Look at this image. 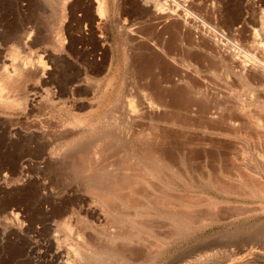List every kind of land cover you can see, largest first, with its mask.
Segmentation results:
<instances>
[{"label":"rangeland","instance_id":"obj_1","mask_svg":"<svg viewBox=\"0 0 264 264\" xmlns=\"http://www.w3.org/2000/svg\"><path fill=\"white\" fill-rule=\"evenodd\" d=\"M61 1L62 5L58 3ZM61 1L0 0V85L5 79L4 81L8 86L7 88L10 89L8 94L10 97L8 96V99L0 100V264H65L68 260V263L71 262L69 264H264V251L261 249L264 247V212L259 209L264 204V196L261 195L257 198L250 199L252 197L249 198L246 192V189H252V185H249L253 183L251 182L253 181V175L251 174L253 172H251V169L254 168L253 170L259 171L261 165L264 163V158H262L264 157V126L263 128H259L260 131H257L260 125L258 124L259 126L257 127V123L254 122L253 125L250 124L252 122V117H254L253 121L254 119L256 120V116L259 118L255 122H259L261 116V118H264V101L261 100L264 99V87L261 86L263 84L261 83L262 80L259 79L258 76L256 77V75L255 77L257 79H255L253 74H250V76H252L254 82L251 81L252 79L250 76L242 80V78H234L232 75H227V72L229 74L232 72L231 68H229L231 67V63L228 61L221 65V62L215 58V53L211 51L212 48L207 42L201 41V43L197 45V41L195 40H197L196 37L198 35L197 30L199 24L195 22L196 20L191 17V15L188 17L187 13L182 10H180V13L183 12L182 14H184V16L182 14L180 15V13L179 15L184 20L172 18L174 22L171 18L170 20L167 18V21L164 17L163 19L162 17H157L159 21L161 19V24L163 21L165 22H163V25L174 22L173 26L171 23L168 25L169 27L167 26L166 29H164L163 27L165 26L163 25L161 27L160 25H158L159 27L157 28L155 27L156 24H160L157 22L158 19L155 15L152 16L149 13L146 15L143 11L145 10L143 9L144 7L138 2L139 0H135L136 2L134 0H107L108 20L106 21L104 19V21L99 19L100 17L95 10V8H97V2L94 3V1L96 0ZM181 2L183 5H189L188 8L190 9L188 11L192 13L196 12L199 14L198 17L200 19L202 18V21H206V27L204 26L206 29L208 26H216L220 29L222 27L221 30L223 31L227 29L225 31L227 32L229 28H231L232 34L230 35L232 37L230 36V39L234 37L235 39L233 38L232 41L239 45L240 48L246 46V49H250V46L252 49L246 52L248 54H245V51L242 50L244 47L241 48L243 51L241 54L246 55H241L242 57L247 58V55L250 53L249 56L255 55V57L258 56L264 61V0H194L195 3L193 0H180L178 3ZM192 5L193 7H190ZM117 6L121 9L118 10ZM88 7L90 9H88ZM91 7L93 8L92 10ZM135 8H137V10ZM188 8L186 7V9ZM88 10L93 11L95 15L97 13L98 17ZM88 12L89 14L91 12V14L89 15ZM137 15L140 17L139 19H137ZM148 15L149 19L147 20L149 22L145 20L148 18ZM143 16H145V18ZM151 16L157 19H155L156 22H154L155 20ZM185 16L187 17L185 18ZM214 16L215 19L213 18ZM220 16L224 18L222 22L220 21ZM216 17H218L219 20L216 19ZM151 18L154 21L151 20ZM185 19L188 23L194 22L185 28V26H183L185 25ZM190 19L191 22H189ZM178 20L182 21L183 25H181V22L179 24V22H177ZM145 21L148 24L154 22L152 25H154L155 28L153 29L151 24H149L150 26L147 25ZM103 22L105 23L102 24ZM227 22L231 24L229 27L225 26ZM98 23H100V25ZM215 23H218V25H215ZM235 23L237 24L235 25ZM238 23L240 24L238 25ZM141 25L146 26L143 27ZM190 25L193 31H196L195 35L191 33L192 29H190ZM139 26H141L140 29ZM178 26L182 29H179ZM239 26L242 28H237ZM132 27H134L133 31ZM175 27L178 28L176 29ZM201 27L200 25L199 29ZM136 28H138V33ZM169 28L171 29L169 30ZM223 28L226 29L224 30ZM156 29L158 31H156ZM159 29H163L164 31H160ZM178 29L181 31H178ZM124 30H127V32ZM130 30L131 32H129ZM140 30L145 33L142 32L146 35V39L142 33H139ZM166 30L167 33L168 31L169 33L172 31L173 35L172 33H168V35L171 36L168 37L166 35ZM233 30H235L234 34L232 32ZM153 31L158 33V37ZM125 32L128 33L127 35H129L130 38H128ZM160 32L162 34L164 33L165 35H163L166 37H161L163 35H161ZM235 32L237 34H235ZM29 34L32 35L27 37ZM131 34L134 35H132V39L134 38V40L136 39L135 35L139 34V37L136 36L137 39L140 41L143 40L145 43H140L137 39L138 42L129 40L131 39ZM186 34H192L191 36L194 35L195 38L192 37V39H190L191 36L187 38ZM179 35H181V37ZM151 37L152 39L149 40ZM159 37L165 41H161L160 39L159 41L155 40ZM172 37V41H169ZM184 37L186 40H190L186 41ZM166 38L169 42L166 41ZM179 38L182 39V43ZM154 40L156 41L155 43ZM191 40H193V42L189 45ZM236 40H239L238 43ZM158 42L160 44L161 42L165 43L159 45L157 44ZM253 42H255V49L253 48ZM261 43L263 44L261 45ZM153 44L157 47L163 46L164 48L161 47L162 49H167L164 50L165 52L160 50L161 56L160 54L157 55L158 53L156 54L155 50L158 51L159 48H155L156 46ZM256 44L263 49H258ZM148 45L150 48L147 47ZM164 45H166V47ZM184 46H186V48H183ZM192 46H194V48L198 47L194 49ZM153 48L155 50H153ZM190 48H192L193 51H185V49ZM152 51H155V53ZM171 51L173 53H171ZM253 51L256 52V54ZM252 52L254 53L253 55H251ZM164 53H168L170 56L165 57L168 54ZM163 54L165 55V59L167 58L166 60L170 57V59L176 63L173 64L170 60L166 61ZM176 54L178 55L177 58ZM171 56L172 58L174 57L173 59H176L173 60ZM180 57L182 60L184 59V63L187 58L189 60H186V63L189 65L190 62L193 61L197 62L199 65L193 62V69H186V63L184 64L182 61H177ZM180 62H182V64ZM177 63L180 67L185 65L184 68H186H174L177 70L176 77H174L175 70L173 67L175 65L178 67ZM212 63L214 64L210 65ZM216 64L221 66H216ZM194 66L197 67V77H202L197 79V81L201 79L203 81L205 76L208 75V79L206 77L203 84L200 81L199 83L194 80L197 78L196 73L193 71ZM222 66H224V68ZM15 67H23L22 75L25 71L28 73L25 72V76L21 75L19 76L20 78L17 76L18 74L14 75L11 77L14 81L6 80V73L9 72V74L11 73L13 75ZM211 67H213V69H219V67H221V71L210 70ZM180 70H189L190 72L187 71L189 75L185 73V71ZM213 71L216 72V75L212 73ZM191 72L195 75L194 81L192 80L193 83L197 84V86L200 84L199 87L203 85L201 88L191 83V79L193 78L191 77ZM219 73H223L224 75L221 74L220 77H224L220 78ZM27 74L29 76H27ZM186 74L187 76H185ZM210 74L215 76L213 77L214 79H210ZM177 75H183L184 78L181 76L180 79H178L179 76ZM226 75L232 76L231 79H235V83L233 84L234 81L231 80L230 77H226ZM173 77L175 79L177 78L178 81L176 80V82ZM189 77H191V79ZM223 78H227L225 79L226 81H228V79L231 81L229 80L230 82L228 81V83ZM182 79L185 80L182 81ZM187 79L190 81L188 82ZM209 79L211 83L208 81ZM254 79L257 82H255ZM258 79L261 81L259 82ZM212 80H214V82ZM220 80L223 82L222 86L220 85ZM195 81L197 83H195ZM16 82L17 84H15ZM187 82L190 84L189 88L187 87L189 86ZM205 82L206 84L204 85ZM238 82H241L240 85L242 86L239 87ZM251 82L253 85H256V87L250 84ZM226 83H228V86L225 85ZM242 83L245 84L243 85ZM254 83H258L259 86ZM192 84L193 86L191 87ZM207 84L209 88L213 86L210 90L220 88L218 91H225L224 95L226 94V96L228 95L230 97L231 93H233L236 95L237 99L239 97L238 100L240 101L239 102L235 98L238 103L237 101L235 102L232 94L231 97L233 101L227 96L226 100L228 99L231 102L226 101L227 104H222L220 101L210 96L212 101H218L217 103L215 101V104H221V111L223 108L225 109V106L228 107V109L230 108L229 110L226 109L227 112H225V110L222 111V114L223 112L226 113V115L225 113L223 114L226 116L225 120H223L224 117H222V120L219 119L220 122L215 121L217 124L215 122H211V124H216L215 127L217 128L221 121L224 122L227 120V114L229 121L227 120L226 122H231L230 124H232L234 122L232 121L233 118H235V116L237 118L239 115L241 117L243 112V115L247 113L245 116L251 121L247 122L249 119H246L245 116H243L244 119L243 117L242 119L238 117L241 121L238 118L237 120L235 119L236 123H240V125L238 124L242 128L239 127L240 130L237 125V127L235 126L236 130H234L235 127H232L233 124H229L228 126L234 129L228 127L231 135L226 138V140H222L227 142H224L225 144L220 142L221 140L219 141V139L217 141L220 143L215 140L216 143L213 139L215 135L212 134L211 131H206L204 129L206 125L209 128H212V125L214 126V124H210L209 120L205 123V120H207V113H203L205 110L202 109L203 107L207 111V105L209 110L210 107H214H209V105H214V103H212L209 96H201L200 99L203 97L202 102L199 101L201 92L204 91L205 88H208L206 86ZM230 84L233 85L230 86ZM243 86H245V88ZM237 87L243 90L246 89L245 92L247 91L249 95L241 89L237 91ZM149 88L154 93L148 90ZM190 88L195 92L197 89L200 90L199 92L197 90V94H195L188 90ZM260 88L263 89H261L263 93L259 91ZM142 89L145 90L143 91ZM139 90L143 92H138ZM235 90L238 93L242 92V94L245 93L248 96L252 95L251 92L253 94L256 92L255 95L257 93L259 94L256 97L252 95L253 99L251 100L250 97L249 99L251 102L249 103L247 102L249 101L248 98H246L247 95H244V97L240 93L237 94ZM148 92H152V95L148 94ZM153 94L155 95L153 96ZM135 95L144 98L145 95L146 97H153L155 102V98L157 97L158 99H156L158 101L166 103L162 104L156 102L158 105L159 103L162 105H160V107L158 106L159 110L160 108L162 109L160 110V115L158 113L159 111L155 113L152 109L155 115L154 117V115H151L152 112H150L151 109L149 106H147L148 108L145 106L149 101L144 99L148 101L145 102L139 97V99L143 101L138 103L140 100L138 101ZM206 97L208 100L207 102ZM257 97L261 98V102L255 100L258 99ZM127 100L128 104L126 103ZM253 100L260 103L257 102L258 104H255L256 102ZM233 102H235V105L232 104ZM141 103H143V107ZM199 103H201V105ZM244 104H246V106ZM197 105H199L200 108L197 107ZM227 105H233L232 108L234 110ZM236 105L239 106V108H234ZM241 106L244 107L243 110L240 109ZM196 107L199 108V110H197ZM250 107L257 110L255 112V110L252 109L254 111V113L252 111V114L256 113L257 115H252L250 113ZM137 108L140 110L139 112ZM141 108L143 110H141ZM163 108L165 110H163ZM194 109H196L197 113ZM132 110L136 113L134 114ZM236 110L240 113L243 112L240 114ZM234 111L237 112L238 116ZM131 113L134 115H131ZM260 113L261 115L259 117ZM144 114L149 116V118L146 115V118L143 117ZM248 114H251L252 117H249L250 115ZM128 116H132V118ZM199 118H205V120L203 121ZM243 120H245L247 124L245 121L243 122ZM261 123L263 124L264 120ZM221 124L224 127L227 125L225 122ZM254 124L256 127H254ZM197 126H200L199 129ZM218 129L221 128L218 127ZM230 129L232 131L234 130L237 136L236 133H233ZM237 129L238 131L242 130L241 132L244 130L247 132L248 129V133L250 129H252L255 132L257 131V134L254 132L252 135L253 131L249 134L245 132H243V134L239 132V134ZM258 133L263 135V138L261 135H258ZM144 138L146 140H144ZM215 138H217V136ZM230 139L233 141L231 142ZM134 140L135 142H133ZM154 140L157 142L155 143ZM210 141L219 145L214 148L216 149L215 151L213 149L211 152H208V150L212 148L211 144L213 143ZM207 145H210L209 149H207ZM222 146L223 148H221ZM217 150L218 153L216 152ZM94 151L95 153L98 152V155L97 153L95 154ZM213 153H216V155H213ZM93 154L98 157H95ZM155 154L156 156L161 155L160 158L164 157L174 164V168L168 171L165 170L164 172L165 176L163 177H168L167 179L161 177L156 180L161 182H158L159 184L157 182L155 184V179L149 175L151 173V168L149 167L150 160L152 157H155ZM141 157L144 159L147 158L145 159L146 161L142 160ZM139 158H141V160H139ZM136 159H138V161ZM224 160L225 162L228 161L225 163ZM135 161L139 164L137 165ZM143 161L147 163H143ZM213 161L219 165H217L218 169H223V174L220 178L221 181L224 183L227 182V186H230V192L233 191L234 193L232 192L229 195L228 193H217L212 189L211 184L207 183L209 181L208 171H210V165L213 164ZM140 166H143L144 169L149 170V172L141 170L142 168H140ZM137 169H140V171ZM242 169H244L248 175L250 173L252 176L246 175ZM111 170L112 172H110ZM134 171L135 175H137L135 177L132 176L134 175ZM227 171L229 173H227ZM165 173L170 177L168 175L166 177ZM127 174L131 175L132 178L131 176L129 178ZM140 175L142 180L140 179ZM171 175H175L174 178ZM98 176L101 178L99 179ZM113 176H118V178H114ZM238 176H241L243 182L246 183L245 185L242 182L244 186L241 188L242 190L240 189L241 195H237L239 194V189L237 187L240 188L241 186L237 180ZM136 177H139V180H137ZM146 177H150L151 180ZM108 178H112L113 180L109 181V179V184H107ZM134 178L139 183H143L142 185L139 184L141 187L140 190L139 187H134L135 183V186L138 184ZM115 179H117L119 183L122 182V184L123 182L124 184L126 183L125 180H129V182L130 179L134 180L131 181L133 184H130L131 182L129 183L128 181L126 184L138 190L135 189V191L128 185L129 189L127 190H129V194L132 193L128 196V192H126L127 185H125V188L122 184H118ZM119 179L125 180L121 181ZM144 179L146 180L145 183L143 181ZM175 179L176 182L174 181ZM247 179L248 181L251 179L250 182H248ZM165 181L167 184L164 183ZM110 182L112 186L115 184V189L111 187ZM146 183H148V185ZM160 184L165 187V189L162 187L164 191L160 188ZM172 184H175L174 187ZM108 185H110L111 188H109ZM116 186H118L117 189ZM177 187L179 190L176 189ZM110 189L114 192L112 190L110 191ZM123 191H125V194L120 193H124ZM116 194L118 196H116ZM120 194L125 198L121 197L120 199ZM111 199L112 201H110ZM150 199L158 203L155 204L153 201L151 203ZM215 202H217L218 205H215ZM165 203L169 205L171 203L172 206H168ZM160 205L162 208L159 207ZM181 205L184 207L183 209ZM176 206L178 208H176ZM130 207L134 209H130ZM170 207L174 210L176 209V213H181L182 217L180 216L181 219L179 217L178 225L176 222L174 223V221H172L173 218L170 216L172 208ZM213 207L217 208L219 211L216 209L214 212L212 210ZM141 208L143 209L142 213H140L142 211ZM144 208L146 211H144ZM168 208H170L169 213ZM138 209L139 211H137ZM149 209L152 214L149 213ZM185 211L188 214L185 213ZM135 213H137V215H135ZM215 213L217 217H214ZM132 214L134 215L132 216ZM172 223H174V226H171L173 225ZM79 235H85V238H89L90 236L92 239L91 241L93 243L95 242L93 246L98 247V259L92 255L93 252L91 250L89 252L84 249L83 253L85 255L83 256V253H81L82 257L75 254L73 249H75V247L77 248V239ZM115 235L119 236V238H114ZM85 251H88V254Z\"/></svg>","mask_w":264,"mask_h":264},{"label":"bare ground","instance_id":"obj_2","mask_svg":"<svg viewBox=\"0 0 264 264\" xmlns=\"http://www.w3.org/2000/svg\"><path fill=\"white\" fill-rule=\"evenodd\" d=\"M57 1H61V0H57ZM67 1H68V0H67ZM70 1H71V0H70ZM91 1H94V0H91ZM132 1H133V0H132ZM134 1H135V0H134ZM136 1H138V0H136ZM136 1H135V2H136ZM179 1H180V0H179ZM179 1H176V0H139L138 2H139V4H140L141 6L144 7L143 9H145V10H143V9H142V10L146 13V15L149 13V14L152 15V16L155 15L156 18H157V17H158V18H161V17H162V19H163V17H164V19L166 18V20H167V18H168L169 20H170V18H171V19H172V18H174V19H175V18H177V19L180 18V20H182L183 18H181L180 15H181L183 12L180 13V10L186 12L187 15H188V17H189V15H191V17H193V18L196 20L195 22H197V23L199 24V26H200V25L202 26L200 29H199V26H198V30H197L198 35L196 34V35H197V37H196L197 40H195V41H197V45H198V43H201V41H202V42L205 41V43L207 42V44H209V46H211V48H212L211 51H213V52L215 53V54H214V53H213V54L215 55V58H216L217 60H219V62H221V65H222V63L225 64V63H227V62L229 61V62L231 63V65L229 64V65L231 66V67H229V68H231V71H232V72L230 71L231 74H229V73L227 72V75H232L234 78H242V80H243L245 77L250 76V74H251V75L253 74V76H254L255 79H257L256 77L258 76L259 79L262 80L261 83H263V84H262L261 86L264 87V61L261 60V59L257 56L258 54H257L256 56H257L259 59H258L257 57H255V55H253L254 53L256 54V52H254L255 50L253 51L254 53L252 52V54H251V55H253V56H249V55H250V53H249V55H247V56H248L247 58H246V57H242V56H246V55H242L241 53H243V51H245L244 53H245V54H248V53H246V52H248V51L251 49V47L249 46L250 49L247 48V49H248V50H247V49H246V46H243L244 48L241 47V48H243V49H242L243 51H242L241 48L239 47V45H237L236 43H234V42L232 41V39H233L234 37H233L232 39H230V36H231L230 34H232V33H231V30H230L231 28H229V31H227V32H225V31L227 30L226 28H223L224 30L226 29L225 31L221 30V29H222V27H221L222 24L220 23V21L222 22V21L224 20V18L221 17L222 15H221L220 17H221V19H222V18H223V19H222V20L220 19V21H219V23L221 24V25H220L221 29H220V28H217L216 26H215V27H214V26H212V27H211V26H208V25H210V24L207 25L208 27H207V29H206V28H205V27H206V26H205V22H206V21H202V18L200 19V18L198 17L199 14H197L196 12H195V13H192L191 11H188V10L190 9V8H188L189 5H183V4H184L183 1H182L183 4H182V2H181V3H178ZM95 2H97V8H95V10L97 11V13H98V15H99V17H100L99 19H102V20L104 19L105 21L108 20V19H107V18H108V14H107V13H108V9H107V0H96V1H94V3H95ZM188 2H190V1H188ZM193 2H194V0H193ZM58 3H61V5H62V1H61V2H58ZM68 3H69V2H68ZM68 3H67V4H68ZM116 3H117V2H116ZM116 3H115V5H116ZM194 3H195V2H194ZM118 4H119V3H118ZM132 4H133V2H132ZM185 4H186V3H185ZM190 4H192V3H190ZM90 5H91V4H90ZM133 5H134V4H133ZM193 5H194V4H193ZM193 5L190 6V7H193ZM72 6H73V5H72ZM72 6H71V7H72ZM91 6H92V5H91ZM119 6H121V5H119ZM119 6H117V7H118V8H117L118 10L121 9V8H119ZM185 6H186L188 9H186ZM213 6H214V5H213ZM89 7H90V6H89ZM89 7H88V9H90ZM134 7H135V6H134ZM137 7H138V5H137ZM139 8H141V7H139ZM176 8H177V10H176ZM92 9H93V8L91 7V10H92ZM135 9L137 10V8H135ZM91 10H88V11H91ZM139 10H140V9H139ZM140 11H141V10H140ZM212 11H213V10H212ZM91 12H93V11H91ZM91 12H90V14H91ZM189 12H190V13H189ZM97 13H96V15H95L94 12H93L92 14H94L96 17H98V16H97ZM179 13H180V15H179ZM88 14H89V12H88ZM90 14H89V15H90ZM139 14H140V12H139ZM141 14H142V13H141ZM94 15H93V16H94ZM146 15H145V16H146ZM182 15L184 16V14H182ZM145 16H143V17L145 18ZM152 16H151V17H152ZM159 16H160V17H159ZM91 17H92V16H91ZM96 17H95V19H96ZM137 17H138V18H137ZM137 17H136L137 19L140 18L138 15H137ZM141 17H142V16H141ZM146 17H147V16H146ZM186 17H187V16H185V18H186ZM200 17H201V16H200ZM224 17H225V16H224ZM152 18H153V17H152ZM152 18H151V20H153V19L155 20V19H156L155 17H154L153 19H152ZM158 18H157V19H158ZM213 18L215 19V16H214ZM141 19H143V18H141ZM141 19H140V20H141ZM147 19H149V15H148V18H146L145 20H147ZM157 19H156V20H157ZM188 19H189V18H188ZM194 19H193V20H194ZM216 19H218V17H216ZM240 19H241V18H240ZM104 20H103V21H104ZM151 20H150V21H151ZM154 20H153V21H154ZM156 20H155L154 22H156ZM166 20H165V21H166ZM180 20H178L177 22H179V24H180V22H181V23H182L181 25H183V22L180 21ZM183 20H184V19H183ZM203 20H204V19H203ZM218 20H219V19H218ZM97 21H98V19H97ZM142 21H143V20H142ZM147 21H148V20H147ZM160 21H161V19H160ZM160 21H159V19H158V21H157V22H159L160 24H156V23H155V24H156V25H155L156 28L159 27L158 25H160V27H161V26L165 23V22L162 20L164 23L162 22V24H161ZM167 21H168V20H167ZM172 21H174V20L172 19ZM214 21H215V20H214ZM234 21H235V20H234ZM241 21H242V20H241ZM241 21H240V22H241ZM137 22H139V21H137ZM140 22H141V21H140ZM148 22H149V21H148ZM154 22H152V23H154ZM169 22H170V21H169ZM174 22H175V21H174ZM174 22H171L172 24H171V23H170V24L173 26ZM189 22H191V19H190ZM193 22H194V21H192V23H193ZM216 22H218V21H216ZM231 22H233V21H231ZM235 22H236V21H235ZM237 22H239V21H237ZM96 23H97V22H96ZM104 23H105V22H103L102 24H104ZM145 23H146L147 25L151 24V26L153 27V29L155 28L154 25H152V23H149V24H148L146 21H145ZM166 23H167V22H166ZM192 23H188L187 20L185 19V21H184V24H185V25H183V26H185V28H187V26H188L189 24H192ZM209 23H210V22H209ZM98 24L100 25V23H98ZM102 24H101V25H102ZM139 24H140V23H139ZM141 24H142V23H141ZM167 24H168V23H167ZM170 24H168V25H170ZM228 24H229V23L227 22V24H226V25L224 24V25L227 26V27H229L231 24H229V25H228ZM236 24H237V23H235V25H236ZM239 24H240V23H238V25H239ZM99 25H97V26H99ZM121 25H122V24H121ZM123 25H124V24H123ZM132 25H135V24H132ZM136 25H137V23H136ZM168 25H166V24L163 25V26H165V27H163V28L166 29V27H167ZM176 25H177V24H176ZM176 25H174V26H176ZM181 25H180V27H181ZM195 25H196V24H195ZM195 25H194V26H195ZM215 25H218V23H217V24L215 23ZM238 25H237V26H238ZM137 26H138V25H137ZM141 26H143V25H141ZM141 26H139V29L141 28ZM145 26H146V25H144L143 27H145ZM149 26H150V25H149ZM172 26H171V27H172ZM204 26H205V27H204ZM222 26H223V25H222ZM225 26H224V27H225ZM232 26H233V24H232ZM123 27H124V26H123ZM168 27H169V26H168ZM178 27H179V26H178ZM178 27H177V28H178ZM180 27H179V29H182V28H180ZM196 27H197V25H196ZM118 28H119V27H118ZM130 28H131V27H130ZM133 28H134V27H132V31H133ZM175 28H176V27H175ZM177 28H176V29H177ZM194 28H195V27H194ZM235 28H236V27H235ZM237 28L240 29V28H242V27L239 26V27H237ZM128 29H129V28H128ZM137 29H138V28H136V31H137V33H138V30H137ZM142 29H143V28H142ZM142 29H141V30H142ZM150 29H152V28H150ZM153 29H152V30H153ZM170 29H171V28H169V30H170ZM179 29H178V31H181V30H179ZM183 29H184V28H183ZM190 29H192L191 25H190ZM195 29H196V28H195ZM195 29H194V30H195ZM219 29H220V30H219ZM233 29H234V26H233ZM141 30H140L139 33H142V32H143V31H141ZM152 30H151V31H152ZM159 30H160V29H159ZM161 30H163V29H161ZM161 30H160V31H161ZM122 31H123V29H122ZM124 31L127 32V30H124ZM134 31H135V30H134ZM156 31H158V30L156 29ZM163 31H164V30H163ZM174 31H176V30H174ZM183 31H184V30H183ZM188 31H190V30H188ZM188 31H187V32L185 31V32H186V33H189ZM234 31H235V30L232 31L233 34H234ZM241 31H242V30H241ZM126 32H125V33H126ZM129 32H131V30H130ZM153 32H154V31H153ZM176 32H177V31H176ZM176 32H174V33H175V34H178V33H176ZM195 32H196V31H193V29L191 30V33H194V35H195ZM236 32H237V31H236ZM236 32H235V34L238 33V32H237V33H236ZM134 33H136V32H134ZM134 33H133V34H134ZM143 33H144V32H143ZM143 33H142V34H143ZM154 33H155L156 36L158 37V33H157V32H154ZM160 33H161V32H160ZM166 33H167V30H166ZM168 33H169V31H168ZM168 33H167L166 35H167L168 37H171V36L168 35ZM170 33H172V31H171ZM170 33H169V34H170ZM122 34H123V33H122ZM127 34H128V33H126V35H127ZM133 34L130 35V36H131V39H129V40H134V38L132 39V35H133ZM142 34H141V35H142ZM144 34H145V33H144ZM144 34H143V35H144ZM155 34H154V35H155ZM163 34H164V33H163ZM163 34L161 33V35H163ZM175 34H174V35H175ZM180 34H181V32H180ZM182 34H183V32H182ZM240 34H241V33H240ZM30 35H32V34H29V36H27V37H30ZM138 35H139V34H138ZM138 35H135V38H136V39H137V37H139ZM164 35H165V34H164ZM164 35L161 36V37H164ZM172 35H173V33H172ZM187 35H188V36H187ZM191 35H192V34H191ZM191 35L186 34V37L188 38V37L191 36ZM194 35L191 36L190 39H192V37H194ZM256 35H258V34H256ZM123 36H125V35H123ZM127 36H128V38H130L129 35H127ZM127 36H126V37H127ZM133 36H134V35H133ZM136 36H137V37H136ZM145 36H146V35H144V38L146 39ZM156 36H155V37H156ZM159 36H160V35H159ZM179 36L181 37V35H179ZM234 36H235V35H234ZM259 36H260V34H259ZM165 37H166V36H165ZM165 37H164V38H165ZM168 37H167V38H168ZM173 37H174V36H173ZM173 37L170 38L169 41H172L171 39H173ZM176 37H177V35H176ZM231 37H232V36H231ZM238 37H240V36H238ZM238 37H237V38H238ZM255 37H257V36H255ZM124 38H125V37H124ZM167 38H166V41L169 42V41L167 40ZM194 38H195V37H194ZM237 38H236V39H237ZM126 39H127V38H126ZM136 39H135L134 41H137V40H138V39H137V40H136ZM150 39H152V37L149 38V40H150ZM159 39H160L161 41L164 40V39H161L160 37H159V38H156L155 40L159 41ZM179 39H181V38H179ZM184 39L186 40L185 37H184ZM190 39H188V40H186V41H189ZM234 39H235V38H234ZM106 40H107V39H106ZM141 40H142V39H141ZM147 40H148V38H147ZM147 40H144V41H147ZM149 40H148V41H149ZM155 40H154V43L156 42ZM138 41H139L140 43L143 42V40H142V41L138 40ZM138 41H137V42H138ZM148 41H147V42H148ZM164 41H165V40H164ZM186 41H185V42H186ZM195 41H194V42H195ZM236 41H237V40H236ZM238 41H239V40H238ZM238 41H237V43H238ZM254 41H255V40H254ZM132 42H133V41H132ZM167 42H166V43H167ZM182 42H183V41H182V39H181V43H182ZM192 42H193V40H191V42L189 43V45H191ZM143 43H145V42H143ZM149 43H151V42H149ZM152 43H153V41H152ZM163 43H165V42H161V44H163ZM178 43H179V42H178ZM240 43H241V42H240ZM253 43H254V44H253L254 46H253V45H252V46H253V48H254V47H255V42H253ZM135 44H136V42H135ZM147 44H148V43H147ZM147 44H146V45H147ZM157 44L161 45L159 42H158ZM176 44H177V43H176ZM184 44H186V43H184ZM184 44H183V45H184ZM195 44H196V42H195ZM195 44H194V45H195ZM241 44H242V43H241ZM257 44H260V43H257ZM257 44H256V46H257ZM262 44H263V43H261V45H262ZM153 45H154V44H153ZM153 45H152V46H153ZM159 45H158V46H159ZM166 45H167V44H166ZM166 45H164V46L166 47ZM189 45H188V47H189ZM154 46H156V45H154ZM167 46H168V45H167ZM147 47H149V45H148ZM161 47H163V46H161ZM161 47H160V46H159V47H157V46L155 47V48H159V50H158L159 52L153 48V50L156 51V54L158 53L157 55L160 54V56H161V52H160V50H161V51L163 50V52H165L164 50L167 49V48L162 49ZM181 47H182V46H181ZM192 47L194 48V46H192ZM197 47H198V46H197ZM197 47H195V48H197ZM257 47H258V49H261V50L264 48V47H263V48H260L259 45H258ZM149 48H150V47H149ZM160 48H161V49H160ZM163 48H164V47H163ZM168 48H169V46H168ZM176 48H177V47H176ZM183 48H186V46H184ZM195 48H194V49H195ZM208 48H209V47H208ZM151 49H152V47H151ZM198 49H199V48H198ZM200 49H201V48H200ZM202 49H203V48H202ZM254 49H255V48H254ZM256 49H257V48H256ZM258 49H257V50H258ZM170 50H171V49H170ZM170 50H166V51H170ZM177 50H178V49H177ZM180 50H181V49H180ZM186 50H189V51H190V50H192V48H190V49H185V51H186ZM206 50H207V49H206ZM246 50H247V51H246ZM251 50H252V49H251ZM155 51H154V52L152 51V52L155 53ZM181 51H182V50H181ZM192 51H193V50H192ZM192 51H191V52H192ZM203 51H204V50H203ZM211 51H210V52H211ZM163 52H162V53H163ZM210 52H209V53H210ZM168 53H169V52H168ZM168 53H164V54H168ZM171 53H173V52L171 51ZM187 53H189V52H187ZM193 53H194V52H193ZM193 53H192V54H193ZM196 53H197V52H196ZM201 53H202V52H201ZM207 53H208V52H207ZM258 53H261V52H258ZM164 54H163V57L165 56ZM180 54H181V53H180ZM185 54H186V53H185ZM205 54H206V53H205ZM262 54H263V53H262ZM193 55H194V54H193ZM206 55H207V54H206ZM241 55H242V56H241ZM167 56H170V55L168 54V55H166L165 57H167ZM172 56H173V54H172ZM172 56H171V58H172ZM177 56H178V55L176 54V58H177ZM180 56H181V55H180ZM210 56H211V54H210ZM163 57H162V58H163ZM165 57H164V59H165ZM212 57H213V55H212ZM168 58H169L168 60H166L167 58H166L165 60H166V61H169V60L172 61V60L170 59V57H168ZM173 58H174V57H173ZM173 58H172V59H173ZM176 58H175V59H176ZM189 58H191V57H189ZM207 58H208V57H207ZM164 59H163V60H164ZM175 59H173V60H175ZM183 60H184V59H183ZM183 60H182L181 57H180L179 60L177 59V61H182V62H183ZM186 60H189V59L186 58V59H185V63H186ZM39 61H40V60H39ZM190 61H191V60H190ZM215 61H216V60H215ZM182 62H180V63L182 64ZM193 62H194V61H193ZM193 62H190V65H189L188 63H186V64H187V65H186L187 68H186V67H185V68H186V69H189V70L193 69V65H192ZM207 62H208V61H207ZM213 62H214V61H213ZM170 63H171V62H170ZM170 63H169V64H170ZM172 63L175 64L176 62L174 63V62L172 61ZM172 63H171V64H172ZM183 63H184V62H183ZM185 63H184V64H185ZM194 63L196 64L197 62H194ZM194 63H193V64H194ZM210 63H211V62H210ZM214 63H215V62H214ZM214 63H212V64H210V65H213ZM216 63H217V61H216ZM197 64H198V63H197ZM219 64H220V63H219ZM219 64H216V66L219 65ZM22 65H23V64H22ZM177 65H178V63H177ZM198 65H199V64H198ZM198 65H197V67H198ZM221 65H219V66H221ZM170 66H174V65H170ZM175 66H176V65H175ZM175 66L173 67V69H174V68L179 69V67H180V65H178V67H177V66L175 67ZM181 66H182V65H181ZM184 66H185V65H184ZM184 66H182V67L184 68ZM23 67H24V66H23ZM23 67H22V68H23ZM182 67H180V69H182ZM197 67L194 66V70H193V71L196 73V77H197V69H196ZM209 67H210V66H209ZM222 67L224 68V66H222ZM227 67H228V65H227ZM22 68H20V67H15V68H14V71H13V72H14L13 75H12L11 73L9 74V72L6 73V74H7L6 77H5L6 80L14 81L11 77H13V76L16 75V74H18V75H17L18 77L21 76V75H22ZM25 68H26V67H25ZM185 68H184V69H185ZM199 68H200V67H199ZM217 68H218V67H217ZM223 68H222V69H223ZM209 69H210V68H209ZM212 69H213V67H211L210 70H212ZM220 69H221V67H219V69L214 68L213 70H215V71H217V70L221 71ZM174 70H175V69H174ZM189 70H187V71H189ZM207 70H208V69H207ZM207 70H206V71H207ZM210 70H209V71H210ZM180 71H185V73H187L186 70H180ZM193 71H192V72H193ZM215 71H213L212 73L215 74V73H216ZM219 71H218V72H219ZM25 72H27V71H25ZM25 72H23V75H24V76H25V74H24ZM174 72H175V73H174V74H175L174 77H176V74H177L176 72H177V70H175ZM189 72H190V71H189ZM189 72H188V73H189ZM192 72H191V74H192ZM194 72H193V73H194ZM198 72H200V71H198ZM225 72H226V71H225ZM225 72H224V74H225ZM27 73H28V72H27ZM188 73H187V74H188ZM201 73H202V70H201ZM178 74H179V73H178ZM180 74H181V72H180ZM182 74H184V73H182ZM187 74H186L185 76H187ZM191 74H190V75H191ZM199 74H200V73H199ZM199 74H198V76H199ZM202 74H203V73H202ZM202 74H201V75H202ZM221 74L224 75L223 73H221ZM221 74L219 73V77H220ZM23 75H22V76H23ZM172 75H173V74H172ZM188 75H189V74H188ZM192 75H193V74H192ZM192 75H191V77H193L192 79H191V77H189V78L191 79V81L194 79V76H195V75H193V76H192ZM210 75H211V74H210ZM210 75H209V76H210ZM215 75H216V74H215ZM217 75H218V74H217ZM227 75H226V77H230V76H227ZM255 75H256V77H255ZM27 76H29V75L27 74ZM170 76H171V75H170ZM177 76H179V75H177ZM181 76L183 77V75H181ZM181 76H179L178 79H180ZM202 76H203V75H202ZM204 76H205V75H204ZM207 76H208V75H206L205 78H204V77H203V78L206 79ZM211 76H212V75H211ZM211 76H210V79H214L213 77H215V76H212V78H211ZM232 76L230 77V79L232 78ZM15 77H16V76H15ZM18 77H17V78H18ZM174 77H173V78H174ZM200 77H201V76H199V78H198V77L195 78L194 80L197 81V79H200ZM221 77H224V76H221ZM221 77H220V78H221ZM250 77H251V79H252V76H250ZM250 77H249V78H250ZM19 78H20V77H19ZM183 78H184V77H183ZM186 78H187V77H186ZM186 78H185V79H186ZM201 78H202V77H201ZM220 78H219V79H220ZM11 79H12V80H11ZM15 79H16V78H15ZM21 79H22V78H21ZM174 79H175V78H174ZM174 79H173V80H174ZM185 79H182V81H184ZM204 79H203V81H202V79H201V80H198L197 82L200 81V82H202V84H203V82L205 81ZM207 79H208V77H207ZM210 79L208 80L209 82H210ZM223 79H224V78H223ZM225 79H227V78H225ZM225 79H224V80H225ZM230 79H228V81H229ZM255 79H254V80H255ZM259 79H258V81H259ZM4 80H5V79H4ZM4 80L2 81L3 83L1 82L2 84L0 85V100H1V101H2V100H5V99H8V98L10 97V96L8 95L9 92H10V91H9L10 89L7 88L8 86H7V84H6V82H5ZM22 80H23V79H22ZM176 80H177V78L175 79V81H176ZM187 80H188V82L190 81L189 79H187ZM194 80H193V81H194ZM231 80H233V79H231ZM231 80H230V81H231ZM240 80H241V79H240ZM248 80H249V79H248ZM261 80H260V81H261ZM16 81H17V80H16ZM175 81H174V82H175ZM177 81H178V80H177ZM177 81H176V82H177ZM193 81H192L191 83H193ZM196 81H195V83H197ZM212 81L214 82V80H212ZM215 81H217V80H215ZM225 81H226V80H225ZM228 81H226V82H228ZM230 81H229V82H230ZM233 81H234V82H233V84H234L236 80L234 79ZM251 81L254 82L253 79H252ZM260 81H259V82H260ZM8 82H9V81H8ZM18 82H19V81H18ZM176 82H175V84H176ZM185 82H186V81H185ZM188 82H187V83H188ZM200 82H199V83H200ZM206 82H207V81H206ZM206 82L204 83V85L206 84ZM217 82H218V81H217ZM220 82H221V80H220ZM229 82H228V83H229ZM241 82H243V81H241ZM241 82H240V83H241ZM244 82H245V81H244ZM252 82H251L250 84H252ZM255 82H257V81L255 80ZM259 82H258V83H259ZM137 83H138V82H137ZM137 83H136V84H137ZM139 83H140V82H139ZM178 83H179V82H178ZM181 83H182V82H181ZM181 83H180V85H181ZM183 83H184V82H183ZM199 83H198V84H199ZM210 83H211V82H210ZM222 83H223V82H221V84H220L221 86H222ZM228 83H226L225 85L228 86ZM231 83H232V82H231ZM236 83H237V82H236ZM240 83L238 82L239 87L242 86V85H240ZM258 83H254V84H257V85H258ZM15 84H17V82H16ZM15 84H14V85H15ZM120 84H121V83H120ZM143 84H144V83H143ZM173 84H174V83H173ZM188 84H189V83H188ZM193 84H194V83H193ZM193 84L191 85V87L193 86ZM233 84H230V86L233 85ZM242 84H243V83H242ZM244 84H245V83H244ZM244 84H243V85H244ZM176 85H177V84H176ZM182 85H183V84H182ZM194 85L197 86V84H194ZM209 85H210V84H209ZM213 85H214V84H213ZM215 85H216V84H215ZM220 85H219V86H220ZM235 85H237V84H235ZM247 85H248V84H247ZM252 85H253V84H252ZM137 86H138V85H137ZM142 86H143V85H142ZM145 86H147V85H145ZM199 86H200V84H199ZM199 86H197V87H199ZM202 86H203V85H202ZM202 86H201V87H202ZM206 86L208 87V84H207ZM217 86H218V85H217ZM223 86H224V85H223ZM237 86H238V85H237ZM253 86L256 87V85H253ZM258 86H259V85H258ZM171 87H172V86H171ZM173 87H175V86H173ZM182 87H183V86H182ZM185 87H186V86H185ZM187 87L189 88V87H190V84H189V86H187ZM201 87H199V88H201ZM224 87H225V86H224ZM239 87H237V88H238L237 91H239V90L241 89V88L239 89ZM243 87L245 88V86H243ZM250 87H251V86H250ZM255 87H254V88H255ZM176 88H177V86H176ZM194 88H195V87H194ZM211 88H213V86H211ZM211 88H209V87H208L207 89L205 88L204 91H202L203 94H202V92H201V94L199 93V94H200V97L198 96L199 99L201 98V96H207V97H208V96H209V97L212 96V97H214V99H217V100L220 101V103H222V104H223V103H226V104H227L226 101H230V100H228V99L226 100V98H227L228 95H227V96H226V94L224 95V92H225V91H224V92H222L221 90L218 91L220 88H216V89L214 88V90H213V89L210 90ZM221 88H222V87H221ZM251 88H252V87H251ZM257 88H258V87H257ZM222 89H223V88H222ZM258 89H259V88H258ZM258 89H257V90H258ZM261 89H262V88H260L259 91H261ZM142 90H143V89H142ZM144 90H145V89H144ZM144 90H143V91H144ZM146 90H147V89H146ZM148 90H150V88H149ZM188 90L192 91L191 88L188 89ZM197 90H198V89H197ZM197 90H196V92H197ZM199 90H200V89H199ZM199 90H198V92H199ZM241 90H243V89H241ZM245 90H246V89H245ZM245 90H243V91L245 92ZM262 90H263V89H262ZM140 91H141V90H139L138 92H140ZM143 91H141V92H143ZM150 91H152V90H150ZM208 91H209V92H208ZM235 91H236V90H235ZM237 91H236V93L239 94L240 92L238 93ZM250 91H251V89H250ZM12 92H13V91H12ZM16 92H17V91H16ZM117 92H118V91H117ZM132 92H133V91H132ZM132 92H131V93H132ZM146 92H147V91H146ZM152 92H153V91H152ZM152 92H150V93L148 92V94L152 95ZM193 92H194L195 94H197L195 91H192V93H193ZM229 92H230V91H229ZM246 92H247V91H246ZM246 92H245V93H246ZM253 92H254V91H253ZM261 92H262V91H261ZM14 93H15V92H14ZM133 93H134V92H133ZM144 93H145V92H144ZM153 93H154V92H153ZM234 93H235V92H234ZM245 93L242 94V92H241L240 94H242L243 96H244V95H247V94H245ZM247 93H248V92H247ZM255 93H256V92H254V94H253V93L251 92V94H252L253 96L255 95ZM262 93H263V92H262ZM134 94H135V93H134ZM157 94H158V93H157ZM208 94H209V95H208ZM232 94H233V93H231V96H232ZM258 94H259V93H257V94L255 95V97L258 96ZM127 95H128V94H127ZM131 95H133V94H131ZM140 95H142V94H140ZM154 95H155V94H153V96H154ZM189 95H190V93H189ZM193 95H194V94H193ZM234 95H235V94H233V99H234L235 102H236V101L239 99V97H238V99H237L236 95H235V96H234ZM248 95H249V93H248ZM248 95L246 96V98H248V100H249V101H247V102L250 103V102H251L250 99L252 100V99H253V96H252V95L248 96ZM260 95H261V94H260ZM8 96H9V97H8ZM125 96H126V95H125ZM135 96H136V95H135ZM148 96H149V95H148ZM231 96H230V97H231ZM243 96H242V97H243ZM128 97H129V96H128ZM136 97H137V96H136ZM139 97H141L140 99H143V100H144V99H145V100L147 99V100L149 101V102H148V101H145V100H144L145 102H148V103H149V105H148V103H147V105H145V106H146V108H148L147 106H149V108L151 109V111H150V110H149V111L152 112V113H151L152 116L154 115L152 109L154 110L155 113H156L157 111H159L158 113H159V115H160V110H161L162 108H160V110H159L158 106L160 107V105H161L160 103L165 104L166 102H164V103H163V102H160V101L157 100V99H158L157 97H156L157 99L154 97L155 100H156V102H160L159 105H158V103H156V102L153 100V97H152V96H151L152 98H150V96H149V97H146V95H145V98L142 97V96H139ZM139 97H137L138 99L136 98L138 101L140 100ZM207 97H206V102L208 101V100H207ZM228 97H229V96H228ZM230 97H229V99H232V97H231V98H230ZM244 97H245V96H244ZM250 97H251V98H250ZM259 97H263V96H259ZM259 97H257L258 99H255V100H258V101H260V102H261V100L264 101V99H261V98H259ZM119 98H120V97H119ZM191 98H192V97H191ZM195 98H196V96H195ZM235 98H236L237 100H236ZM240 98H241V97H240ZM249 98H250V99H249ZM263 98H264V97H263ZM11 99H12V98H11ZM121 99H122V98H121ZM134 99H135V98H134ZM196 99L198 100V98H196ZM196 99H195V100H196ZM202 99H203V97H202ZM202 99H200L199 101L202 102ZM233 99H232V101H233ZM260 99H261V100H260ZM130 100H131V99H130ZM132 100H133V99H132ZM137 100H136V101H137ZM143 100H140L138 103L142 102ZM210 100H211V97H210ZM245 100H246V99H245ZM255 100H253V101L256 102ZM119 101H120V100H119ZM211 101H212V100H211ZM215 101H216V100H213V101H212V103H214V105H211V104L209 105V107H210V106H212V107L214 106L213 108L210 107L209 110H208V105H207V111H206L205 108L202 107V109L205 110L203 113H205V112L207 113V118H206L207 120H205V118H204V119H203V118H199V119H202L203 121L205 120V123H206V121H208V120L210 121V124H211V122H215V121L220 122V120H222V117H224L223 120L226 119V116H224L223 114H224L225 112H227L226 109H228V107L225 106V109L222 107V108H223L222 111L225 110V112H223V114H222L221 106H220L221 104H220V105H218L219 103H218V104H215ZM218 101H216V103H217ZM238 101H239V100H238ZM238 101H237V103H238ZM253 101H252V103H253ZM258 101H257V102H258ZM6 102H7V101H6ZM12 102H13V101H12ZM127 102H128V100L126 101V103H127ZM129 102H130V101H129ZM134 102H135V101H134ZM193 102H194V101H193ZM230 102H231V101H230ZM235 102H233L232 104L235 105ZM239 102H240V101H239ZM241 102H243V101H241ZM257 102H256L255 104L260 103V102H258V103H257ZM126 103H125V104H126ZM135 103H136V102H135ZM135 103H133V104H135ZM138 103H136V104L139 105ZM203 103H204V102H203ZM208 103H209V102H208ZM237 103H236V104H237ZM243 103H244V102H243ZM249 103H248V105H249ZM127 104H128V103H127ZM127 104H126V105H127ZM141 104H142V107H143V103H141ZM195 104H196V103H195ZM199 104L201 105V103H199ZM229 104H230V103H229ZM262 104H263V103H262ZM131 105H132V102H131ZM137 105H136V107H137ZM203 105H204V104H203ZM203 105H202V106H203ZM205 105H206V104H205ZM237 105H238V104H237ZM237 105L234 106V108H237V107L239 108V106H237ZM239 105H240V104H239ZM241 105H242V104H241ZM244 105L246 106V104H244ZM259 105H260V104H259ZM259 105H258V106H259ZM6 106H7V105H6ZM129 106H130V105H129ZM129 106H128V107H129ZM145 106H144V107H145ZM161 106H162V105H161ZM163 106H165V105H163ZM168 106H169V105H168ZM227 106H229V107H231V109H233V108H232L233 105H232V106L227 105ZM261 106H263V105H261ZM197 107L200 108L199 105H197ZM197 107H196V109L199 110V108H197ZM241 107H242V108H241ZM241 107H240V109L243 110L244 107H243V106H241ZM254 107H255V106H254ZM133 108H134V107H133ZM165 108H166V107H165ZM259 108H260V106H259ZM259 108H258V109H259ZM131 109H132V108H131ZM134 109H136V108H134ZM137 109H138V108H137ZM144 109H145V108H144ZM196 109H194L195 112H196ZM229 109H230V108H229ZM229 109H228V110H229ZM252 109L255 110V108L250 107V111H251V112H250V111H249V112H250L251 114H252V111H253ZM124 110H125V109H124ZM127 110H128V109H127ZM141 110H143V109L141 108ZM147 110H148V109H147ZM163 110H165V109L163 108ZM194 110H191V111H194ZM233 110H234V109H233ZM137 111L139 112L140 110L138 109ZM144 111H145V110H144ZM144 111H143V112H144ZM202 111H203V110H202ZM236 111H237L238 113H240L238 110H236ZM236 111H234V112L237 114ZM244 111H245V109H244ZM256 111H257V110H255V112H256ZM132 112H133V110H132ZM141 112H142V111H141ZM141 112H140V113H141ZM231 112H232V111H231ZM242 112H243V111H242ZM242 112H241V113H242ZM245 112H246V111H245ZM247 112H248V111H247ZM259 112H260V111H259ZM259 112H257V113H259ZM261 112H262V111H261ZM133 113H134V112H133ZM133 113H131V115H132ZM135 113H136V112H135ZM135 113H134V114H135ZM140 113H139V114H140ZM147 113H148V112H147ZM158 113H157V114H158ZM161 113H162V111H161ZM190 113H191V112H190ZM193 113H194V112H193ZM196 113H197V112H196ZM196 113H195V114H196ZM235 113H234V114H235ZM241 113H240V114H241ZM253 113H254V111H253ZM263 113H264V110H263ZM263 113H262V115H263ZM134 114H133V115H134ZM137 114H138V113H137ZM141 114H142V113H141ZM149 114H150V113H149ZM149 114H148V115H149ZM198 114H199V113H198ZM230 114H232V113H230ZM243 114H244V112H243ZM243 114H241V117H240V115L238 116V114H237V116L240 117V118L242 119V117L245 116L247 113H245V115H243ZM251 114H248V115H250L249 117H252ZM255 114H256V113H255ZM255 114H252V115H255ZM126 115H127V114H126ZM145 115H146V114H144L143 117H145ZM200 115H201V114H200ZM200 115H198V116H199V117L204 116V115H201V116H200ZM225 115H226V113H225ZM256 115H257V114H256ZM260 115H261V113L259 114V117H260ZM139 116H141V115H139ZM146 116H147V115H146ZM156 116H158V115H156ZM198 116H195V117H198ZM205 116H206V115H205ZM232 116H233V115H232ZM234 116H235V115H234ZM263 116H264V115H263ZM128 117H129V116H128ZM136 117H138V116H136ZM147 117L149 118V116H147ZM154 117H155V115H154ZM187 117H190V116H187ZM230 117H231V116H230ZM230 117H229V118H230ZM238 117H237V118H238ZM247 117H248V116H247ZM261 117H262V116H261ZM261 117H260V121H259V122H255L257 119H259L257 116L255 117L256 120L254 119V121H253V118H254V117H252V122H251L250 119H249V118H246V116H245L246 119H249V120H247V122L250 121V122H251V123H250L251 125H253V122H254V123H257V127L260 125V127L257 128V131H260L259 128H263V126H264V125H263L264 123H263V124L261 123V122H263L264 118H261ZM124 118H125V117H124ZM129 118H132V116L129 117ZM145 118H146V117H145ZM151 118H153V117H151ZM167 118H168V117H167ZM192 118H194V117H192ZM237 118H236V116H235V118H233V120H232V121H234V122L232 123V124L234 125V126H233L232 124H230L231 122H229V123L226 122V121L228 120V114H227V120L224 121V122L227 124V125L225 124V125H226L225 127L222 126L221 123H224V122L221 121L220 125H221L222 127H221L220 125H218V127L221 128V129H218V127H217V128L215 127V125L217 124L216 122H215L216 124L212 123V124H214V126L211 124V125H212V128H211V127L209 128V127L205 124L206 126H205L204 129H205L206 131H211L212 134L215 135V136H213L214 138L212 137V138L214 139V141H215V140L217 141V140L219 139V141L221 140L220 142L224 143V142H226V141H222V140H226V138H228V137L231 135L230 132H229V128H228V127H230V126H228L229 124L232 125V127H235V126L237 125V126H238V129H239V127H240V126H239L240 123H236V122H235V121L237 120ZM240 118H238V119L241 121ZM165 119H166V118H165ZM165 119H164V120H165ZM196 119H197V118H196ZM219 119H220V120H219ZM230 119H232V118H230ZM235 119H236V120H235ZM243 119H244V117H243ZM246 119H245V120H246ZM262 119H263V120H262ZM160 120H161V119H160ZM193 120H194V119H193ZM245 120H243V122H244ZM199 121H200V120H199ZM203 121H202V122H203ZM228 121H229V120H228ZM135 122H136V121H135ZM167 122H168V121H167ZM243 122H241V123H243ZM183 123H185V122H183ZM194 123H195V122H194ZM245 123H246V121H245ZM207 124H209V123H207ZM218 124H219V123H218ZM238 124H239V125H238ZM246 124H247V123H246ZM258 124H259V125H258ZM201 125H202V124H201ZM211 125H210V126H211ZM223 125H224V124H223ZM248 125H249V124H248ZM254 125H255V124H254ZM261 125H262V126H261ZM237 126H236V127H237ZM199 127H200V126H197L198 129H199ZM203 127H204V126H203ZM213 127H215V128H213ZM223 127H224V128H223ZM232 127H230V128H232ZM236 127H235V129H234V128H232V129L236 130ZM245 127H246V126H245ZM254 127H256V125H255ZM201 128H202V126H201ZM201 128H200V129H201ZM222 128H223V129H222ZM240 128H241V127H240ZM247 128H248V127H247ZM249 128H250V126H249ZM204 129H203V130H204ZM238 129H237V131H238ZM241 129H242V128H241ZM243 129H244V127H243ZM263 129H264V128H263ZM230 130H231V129H230ZM234 130H233V131L231 130V131H232L233 133H236V132H234ZM239 130H240V129H239ZM254 130H256V129H254ZM241 131H242V130H241ZM241 131H238V133L241 132ZM248 131H249V130L247 129V132H246L245 130H244L243 132L248 133ZM251 131H253V130L250 129V132H249V133H251ZM257 131H256V132H257ZM190 132H191V131H190ZM243 132H241V133L243 134ZM254 132H255V131H253L252 135L254 134ZM256 132H255V134H257ZM262 132H263V130H262ZM195 133H196V132H195ZM195 133H194V134H195ZM245 133H244V134H245ZM249 133H248V134H249ZM239 134H240V133H239ZM242 134H241V135H242ZM262 134H263V133H262ZM195 135H196V134H195ZM199 135H200V134H199ZM250 135H251V134H250ZM258 135H261V134L258 133ZM263 135H264V134H263ZM263 135H261L262 138H263ZM154 136H155V135H154ZM193 136H194V135H193ZM196 136H197V135H196ZM210 136H212V135H210ZM216 136H217V138H215ZM236 136H237V133H236ZM146 137H147V135H146ZM150 137H151V135H150ZM156 137H157V136H156ZM200 137H201V136H200ZM203 137H204V136H203ZM231 137H232V136H231ZM233 137H234V136H233ZM240 137H241V136H240ZM240 137H239V138H240ZM254 137H255V136H254ZM197 138H198V137H197ZM206 138H207V137H206ZM105 139H106V138H105ZM158 139H159V138H158ZM209 139H211V138H209ZM144 140H146V139L144 138ZM148 140H149V139H148ZM195 140H196V139H195ZM230 140H231V139H230ZM129 141H130V140H129ZM216 141H215V142H216ZM219 141H217V142L220 143ZM228 141H229V140H228ZM232 141H233V140H231V142H232ZM131 142H132V141H131ZM133 142H135V140H134ZM151 142H152V141H151ZM154 142H155V140H154ZM156 142H157V141H156ZM156 142H155V143H156ZM210 142H213V141H210ZM217 142H216V143H217ZM128 143H129V142H128ZM213 143H214V142H213ZM213 143L211 144L212 148H210V145H209V146L207 145V146H208L207 149L210 148V149L208 150V152H209V151L211 152L214 148H216V147L219 146V145H217L216 143H214V144H213ZM226 143H227V142H226ZM229 143H230V142H229ZM101 144H102V143H101ZM149 144H150V143H149ZM198 144H199V143H198ZM205 144H206V143H205ZM207 144H208V143H207ZM224 144H225V143H224ZM130 145H131V143H130ZM132 145H133V143H132ZM151 145H152V144H151ZM128 146H129V145H128ZM135 146H138V145H135ZM144 146H145V145H144ZM153 146H154V145H153ZM204 146H205V145H204ZM204 146H203V147H204ZM207 146H206V147H207ZM220 146H221V145H220ZM130 147H131V146H130ZM133 147H134V146H133ZM226 147H227V146H226ZM131 148H132V147H131ZM146 148H148V147H146ZM199 148H201V147H199ZM199 148H198V149H199ZM221 148H223V146H222ZM227 148H228V147H227ZM132 149H133V148H132ZM132 149H131V150H132ZM150 150H151V149H150ZM153 150H154V149H153ZM215 150H216V149H214V151H215ZM206 151H207V150H206ZM214 151H213V152H214ZM240 151H242V150H240ZM159 152H160V151H159ZM216 152L218 153V150H217ZM225 152H226V151H225ZM225 152H224V154H225ZM235 152H236V151H235ZM57 153H58V152H57ZM83 153H84V152H83ZM94 153H95V151H94ZM96 153H97V155H98V152H96ZM96 153H95V154H96ZM99 153H101V152H99ZM136 153H137V152H136ZM139 153H140V152H139ZM151 153H152V152H151ZM153 153H154V152H153ZM202 153H203V152H202ZM204 153H205V152H204ZM228 153H229V152H228ZM79 154H80V153H79ZM95 154H93V155H95ZM134 154H135V152H134ZM137 154H138V153H137ZM145 154H146V153H145ZM241 154H242V153H241ZM243 154H244V153H243ZM97 155H95V157H98ZM135 155H136V154H135ZM143 155H144V152H143ZM147 155H148V154H147ZM213 155H216V153H213ZM231 155H232V154H231ZM236 155H238V154H236ZM150 156H151V154H150ZM152 156H153V155H152ZM154 156H155V157H152L151 160H150V165H149V167L151 168V173H150L149 175H151L152 178L155 179V184H156V182H157V183L159 182V181H156V180H157L158 178H161V177L165 176V175H164L165 170L168 171L169 169L174 168V167H173L174 164H173L172 162H170L169 160H167L166 158H164V157H163V158H160L161 155H160V156H159V155L156 156V154H155ZM223 156H224V155H223ZM254 156H255V155H254ZM260 156H261V155H260ZM131 157H132V156H131ZM139 157H140V156H139ZM147 157H148V156H147ZM234 157H236V156H234ZM242 157H243V156H242ZM249 157H250V156H249ZM257 157H258V156H257ZM257 157H256V158H257ZM261 157H262V156H261ZM141 158H142V157H141ZM141 158H139V160H141ZM148 158H149V157H148ZM214 158H215V157H214ZM246 158L248 159L247 156H246ZM246 158H243V159H246ZM258 158H259V157H258ZM262 158H264V157H262ZM262 158H261V159H262ZM132 159H133V157H132ZM145 159H147V158H145ZM145 159L142 158V160H145ZM241 159H242V158H241ZM259 159H260V158H259ZM259 159H258V160H259ZM85 160H86V159H85ZM136 160L138 161V159H136ZM232 160H233V159H232ZM251 160H252V159H251ZM96 161H97V160H96ZM132 161H133V160H132ZM145 161H146V160H145ZM145 161H143V163H144ZM221 161H222V160H221ZM227 161H228V160H227ZM227 161H226V162H227ZM236 161H237V159H236ZM236 161H235V162H236ZM84 162H85V161H84ZM130 162H131V160H130ZM148 162H149V160H148ZM224 162H225V160H224ZM226 162H225V163H226ZM237 162H238V161H237ZM263 162H264V159H263ZM135 163H136V161H135ZM145 163H147V162H145ZM181 163H182V162H181ZM232 163H233V162H232ZM247 163H248V161H247ZM250 163H251V162H250ZM258 163H260V162H258ZM123 164H124V163H123ZM129 164H130V163H129ZM136 164L138 165L139 163H136ZM228 164H229V163H228ZM242 164L244 165L243 161H242ZM260 164H261V163H260ZM131 165H132V164H131ZM140 165H141V163H140ZM145 165H148V164H145ZM217 165H218V164H216V162L213 161V164L210 165V167H211L210 171L207 170V171L209 172V179H208L209 181H208L207 183H210V184H211V187H212V189H213L215 192L220 193V194H221V193H222V194H227V193H228V195H229V194L232 193L233 191L230 192V189H229L230 186H229V187L227 186V184H226L227 182L224 183L223 181H221L220 178H221V175L223 174V169H221V168L218 169V166H219V165H218V166H217ZM225 165H226V164H225ZM245 165H246V162H245ZM247 165H248V164H247ZM257 165H259V164H257ZM128 166H129V165H128ZM132 166H133V165H132ZM134 166H135V165H134ZM235 166H236V165H235ZM248 166H249V165H248ZM122 167H123V166H122ZM136 167H137V166H136ZM146 167H147V166H146ZM230 167H232V166H230ZM243 167H244V166H243ZM243 167H242V168H243ZM245 167H247V166H245ZM252 167H253V166H252ZM254 167H255V166H254ZM140 168H142L141 170H145V171H148V172H149V170L144 169L143 166H142V167L140 166ZM147 168H148V167H147ZM175 168H177V167H175ZM226 168H227V167H226ZM228 168H229V167H228ZM234 168H235V167H234ZM237 168H238V167H237ZM237 168H236V169H237ZM133 169H134V167H133ZM245 169H246V168H245ZM247 169H249V168L247 167ZM247 169H246V172H247ZM253 169H254V168H253ZM253 169H251V172H253V173H251V174L253 175V177H252V180H253V181H251V182H253V183H250V184H249V185H252V189H253V190H252V189H251V190H250V189H249V190L246 189V192H247V195L249 196V198L252 197V198H250V199L257 198L258 196H261V195L264 196V163L261 165L259 171H258V170H253ZM112 170H114V169H112ZM112 170H111L110 172H112ZM121 170H122V169H121ZM127 170H128V169H127ZM137 170L140 171V169H137ZM242 170L244 171V169H242ZM242 170H241V171H242ZM98 171H99V170H98ZM129 171H131V170H129ZM145 171H144V172H145ZM232 171H234V170H232ZM232 171H231V172H232ZM237 171H238V170H237ZM119 172H120V171H119ZM142 172H143V171H142ZM142 172H141V173H142ZM244 172H245V171H244ZM246 172H245V173H246ZM249 172H250V170H249ZM107 173H109V172H107ZM124 173H125V172H124ZM127 173H129V172H127ZM141 173H140V174H141ZM145 173H147V172H145ZM145 173H144V174H145ZM170 173H171V171H170ZM173 173H174V172H173ZM227 173H229V172L227 171ZM236 173H237V172H236ZM97 174H98V173H97ZM102 174H103V173H102ZM133 174H134V175H132V176H134V177L137 176V175H135V171L133 172ZM136 174H137V173H136ZM142 174H143V173H142ZM142 174H141V175H142ZM147 174H148V173H147ZM147 174H146V175H147ZM165 174H166V177H167L168 174H167V173H165ZM171 174H172V173H171ZM224 174H225V173H224ZM232 174H233V173H232ZM251 174L249 173V175H248V173H246V175H248V176H250ZM100 175H101V173H100ZM100 175H99V176H100ZM127 175H128V177L130 178L131 175H129V174H127ZM141 175H140V179H141ZM146 175H145V176H146ZM175 175H176V174H175ZM175 175H171V176H173V178H174ZM177 175L180 176L179 174H177ZM191 175H192V174H191ZM229 175H230V174H229ZM236 175H237V174H236ZM236 175H235V176H236ZM241 175H242V174H241ZM252 175H251V176H252ZM95 176H96V175H95ZM99 176H98V178H99ZM118 176H119V175H118ZM118 176H116V177L118 178ZM123 176H124V175H123ZM132 176H131V178H132ZM168 176H169V175H168ZM230 176H232V175H230ZM242 176H243V175H242ZM248 176H247V177H248ZM93 177H94V176H93ZM109 177H110V176H109ZM113 177H114V176H113ZM113 177H112V178H113ZM116 177H114V178H116ZM169 177H170V176H169ZM100 178H101V177H100ZM100 178H99V179H100ZM112 178H108V179H107V184H109V182H108L109 179H110L109 181H113V180H114V178H113V180H112ZM124 178H125V177H124ZM146 178L149 179L150 177H146ZM163 178H165V177H163ZM163 178H162V179H163ZM167 178H168V177H167ZM167 178H165V179H167ZM173 178H172V179H173ZM176 178H178V177H176ZM223 178H224V177H223ZM243 178H245V177H243ZM248 178H249V177H248ZM134 179H135V178H134ZM136 179L139 180V177H136ZM136 179H135V181H137ZM182 179H183V178H182ZM182 179H181V180H182ZM201 179H202V178H201ZM115 180H117V179H115ZM119 180L123 181V180H125V179H123V180H122V179H119ZM141 180H142V179H141ZM141 180H140V181H141ZM150 180H151V178H150ZM237 180L239 181V185H241L240 188L237 187V188L239 189V194H237V195H241V194H240V193H241V190H242L241 188H243V186H244L243 183H244L245 185H246V183L243 182L241 176H238V179H237ZM237 180H236V181H237ZM250 180H251V179H250ZM250 180L248 181V179H247L248 182H250ZM103 181H105V180H103ZM127 181L129 182V180H125L126 183H127ZM131 181H134V180H131V179H130V182H131ZM143 181H144V183L146 182L145 179H144ZM168 181H169V179H168ZM171 181H172V180H171ZM174 181L176 182V179H175ZM224 181H225V180H224ZM92 182H93V181H92ZM114 182H115V181H114ZM116 182H117L118 184H122V182L119 183L118 180H117ZM130 182H129V183H130ZM137 182H138V181H137ZM169 182H170V181H169ZM200 182H201V181H200ZM231 182H233V181H231ZM242 182H243V183H242ZM117 183H116V184H117ZM126 183L124 184V182H123L122 185H123L124 187H125V185H127V188L125 187L126 190H127V189H129V188H128V185H129V184H126ZM151 183H152V182H151ZM159 183H161V182H159ZM159 183H158V184H159ZM162 183H163V181H162ZM164 183L167 184L166 181H165ZM179 183H180V182H179ZM181 183H182V182H181ZM205 183H206V182H205ZM207 183H206V184H207ZM107 184H106V186H107ZM111 184H112V183L110 182V185H111ZM113 184H114V183H113ZM130 184H133V183L131 182ZM135 184H136V183H135ZM135 184H134V187H139V190H140L141 187H140L139 184L142 185L143 183H139V182H138L137 185H139V186H137V185L135 186ZM146 184L148 185V183H146ZM153 184H154V183H153ZM176 184H177V183H176ZM231 184H232V183H231ZM231 184H230V185H231ZM247 184H248V183H247ZM110 185H108L109 188L112 187L113 189H115V188H114V185H115V184H114L113 186L111 185V187H110ZM122 185H121V186H122ZM144 185H145V184H144ZM174 185H175V184H174ZM174 185L172 184L173 187H174ZM228 185H229V184H228ZM249 185H248V186H249ZM123 186H122V187H123ZM150 186H151V184H150ZM157 186H158V185H157ZM160 186H161V184H160ZM168 186H169V185H168ZM207 186H208V185H207ZM260 186H261V187H260ZM119 187H120V185H119ZM122 187H121V188H122ZM129 187H130V185H129ZM153 187H154V186H153ZM162 187H164V186L162 185L160 188L162 189ZM179 187H180V186H179ZM181 187H182V185H181ZM184 187H185V186H184ZM102 188H104V187H102ZM117 188H118V186H116V189H117ZM130 188H131V189H134V190L137 189V188H133V186L130 187ZM155 188H156V187H155ZM155 188H153V189H155ZM169 188H170V187H169ZM245 188H246V187H245ZM247 188H248V187H247ZM105 189H106V188H105ZM119 189H120V188H119ZM142 189H143V187H142ZM153 189H152V190H153ZM164 189H165V187H164ZM176 189H178V187H177ZM240 189H241V190H240ZM111 190H112V189H110V191H111ZM121 190H122V189H121ZM134 190H132V191H134ZM137 190H138V189H137ZM158 190H159V189H158ZM162 190H163V189H162ZM162 190H161V191H162ZM167 190H168V189H167ZM178 190H179V189H178ZM112 191H113V190H112ZM119 191H120V190H119ZM132 191H131V192H132ZM135 191H136V190H135ZM143 191H144V190H143ZM156 191H157V190H156ZM161 191H160V192H161ZM163 191H164V190H163ZM163 191H162V193H163ZM113 192H114V191H113ZM115 192H118V191H115ZM123 192H124V193H122V192H120V193H121V194H125V191H123ZM126 192H128V196L132 194L131 192H130L131 194H129V190H127ZM145 192H146V190H145ZM158 192H159V191H158ZM168 192H169V191H168ZM246 192H245V193H246ZM95 193H96V192H95ZM101 193H102V192H101ZM111 193H112V192H111ZM134 193H135V192H134ZM155 193H157V192H155ZM233 193H234V192H233ZM245 193H244V194H245ZM114 194H115V193H114ZM121 194H120V196H119L120 199H121V197L125 198V197L122 196ZM144 194H145V193H144ZM149 194H150V193H149ZM151 194H152V193H151ZM163 194H164V193H163ZM163 194H162V195H163ZM166 194H167V193H166ZM168 194H169V193H168ZM173 194H174V192H173ZM176 194H177V193H176ZM180 194H181V193H180ZM242 194H243V193H242ZM102 195H103V194H102ZM118 195H119V193H118ZM118 195L116 194V196H118ZM133 195H135V194H133ZM133 195H132V196H133ZM142 195H143V194H142ZM147 195H148V194H147ZM181 195H182V194H181ZM185 195H187V194H185ZM128 196H127V198H128ZM139 196H140V195H139ZM158 196H159V195H158ZM169 196H170V195H169ZM172 196H173V195H172ZM178 196H179V195H178ZM196 196H197V195H196ZM135 197H136V196H135ZM148 197H149V196H148ZM154 197H155V196H154ZM244 197H246V196H244ZM102 198H103V197H102ZM130 198H131V197H130ZM141 198H142V197H141ZM141 198H140V199H141ZM155 198H156V197H155ZM160 198H163V197H160ZM171 198H172V197H171ZM193 198H194V197H193ZM193 198H192V200H193ZM247 198H248V197H247ZM138 199H139V198H138ZM157 199H158V198H157ZM176 199H178V198H176ZM176 199H175V200H176ZM190 199H191V198H190ZM211 199H212V198H211ZM258 199H259V198H258ZM118 200H119V199H118ZM122 200H123V199H122ZM122 200H121V201H122ZM127 200H128V199H127ZM195 200H196V199H195ZM198 200H199V198H198ZM205 200H206V199H205ZM212 200H213V199H212ZM110 201H112V199H111ZM115 201H117V200H115ZM128 201H129V200H128ZM128 201H127V202H128ZM136 201H137V200H136ZM139 201H140V200H139ZM150 201H151V199H150ZM150 201H149V202H150ZM152 201H153V200H152ZM152 201H151V203H152ZM166 201H167V200H166ZM180 201H184V200H180ZM209 201H210V200H209ZM213 201H214V200H213ZM137 202H138V201H137ZM153 202L155 203V201H153ZM162 202H163V201H162ZM186 202H187V199H186ZM193 202H194V201H193ZM196 202H197V201H196ZM201 202H202V201H201ZM117 203H118V202H117ZM134 203H135V202H134ZM147 203H148V202H147ZM156 203H158V202L156 201ZM156 203H155V204H156ZM172 203H173V202H172ZM182 203H183V202H182ZM188 203H189V202H188ZM190 203H191V200H190ZM190 203H189V204H190ZM197 203H199V202H197ZM105 204H106V203H105ZM118 204H119V203H118ZM120 204H121V203H120ZM124 204H125V203H124ZM132 204H133V203H132ZM132 204H131V206H132ZM162 204H163V203H162ZM165 204H166V203H165ZM195 204H196V203H195ZM134 205H135V204H134ZM150 205H151V204H150ZM158 205H159V204H158ZM166 205L170 206L171 203H170V205H169L168 203H167ZM173 205H174V203H173ZM191 205H192V204H191ZM215 205H218L217 202H215ZM219 205H220V204H219ZM263 205H264V204H263ZM263 205H262L259 209H260V211H263V212H264V206H263ZM118 206H119V205H118ZM126 206H128V205H126ZM140 206H141V205H140ZM143 206H144V205H143ZM171 206H172V205H171ZM178 206H179V205H178ZM181 206H182V205H181ZM211 206H212V205H211ZM122 207H123V205H122ZM133 207H134V206H133ZM133 207H130V209H131V208H132V209L135 208V207H134V208H133ZM137 207H139V206H137ZM144 207H145V206H144ZM147 207H148V206H147ZM156 207H157V206H156ZM159 207H161V205H160ZM165 207H167V206H165ZM128 208H129V207H128ZM139 208H140V207H139ZM148 208H149V207H148ZM148 208H147V210H148ZM161 208H162V207H161ZM170 208H172V207H170ZM170 208H168V213H169ZM174 208H175V207H174ZM176 208H178V207L176 206ZM183 208H184V207L182 206V209H183ZM213 208H214L215 210H214ZM213 208H212V210L215 212L217 208H215V207H213ZM114 209H115V208H114ZM141 209H142V208H141ZM192 209H193V208H192ZM194 209H195V208H194ZM204 209H205V208H204ZM185 210H186V208H185ZM188 210H189V209H188ZM198 210H199V209H198ZM217 210H218V209H217ZM127 211H129V210H127ZM137 211H139V209H138ZM144 211H146L145 208H144ZM149 211H150V209H149ZM154 211H155V210H154ZM159 211H160V210H159ZM171 211H172V212H171ZM171 211H170V212H171V215H170V216H171V218H173L172 221H174V223L176 222V224L179 223V217L181 216V213H180V214L176 213L177 210H176V209L174 210L173 208L171 209ZM191 211H192V210H191ZM218 211H219V210H218ZM130 212H131V211H130ZM132 212H133V211H132ZM135 212H136V211H135ZM142 212H143V209H142V211H141L140 213H142ZM147 212H148V211H147ZM160 212H161V211H160ZM178 212H179V210H178ZM182 212H183V210H182ZM205 212H206V210H205ZM209 212H210V211H209ZM211 212H212V211H211ZM121 213H122V212H121ZM144 213H146V212H144ZM144 213H143V214H144ZM149 213L152 214L151 211H150ZM183 213H184V212H183ZM185 213H187V212L185 211ZM161 214H162V213H161ZM161 214H160V215H161ZM187 214H188V213H187ZM197 214H198V213H197ZM133 215H134V214H132V216H133ZM135 215H137V213H135ZM162 215H163V214H162ZM162 215H161V216H162ZM183 215H184V214H183ZM198 215H199V214H198ZM120 216H121V215H120ZM130 216H131V215H130ZM132 216H131V217H132ZM147 216H148V215H147ZM150 216H151V215H150ZM163 216H164V215H163ZM193 216H194V215H193ZM206 216H207V215H206ZM219 216H220V215H219ZM127 217H128V214H127ZM181 217H182V216H181ZM181 217H180V219H181ZM214 217H217V214H216V213H215ZM166 218H167V217H166ZM186 218H187V217H186ZM113 219H114V218H113ZM136 219H137V218H136ZM146 219H147V218H146ZM167 219H168V218H167ZM116 220H117V219H116ZM132 221H133V220H132ZM169 221H170V220H169ZM117 222H118V221H117ZM119 222H120V220H119ZM119 222H118V224H119ZM141 222H142V221H141ZM147 222H149V221H147ZM113 223H114V222H113ZM121 223H122V222H121ZM170 223H171V222H170ZM170 223H169V224H170ZM174 223H172L173 225H171V226H174ZM136 224H137V223H136ZM180 224H181V223H180ZM66 225H67V224H66ZM115 225H116V224H115ZM119 225H120V224H119ZM119 225H118V226H119ZM148 225H151V224H148ZM177 225H178V224H177ZM121 226H122V224H121ZM144 226H145V225H144ZM175 226H176V225H175ZM180 226H181V225H180ZM140 227H141V226H140ZM145 227H146V226H145ZM178 227H179V226H178ZM122 228H123V227H122ZM172 228H173V227H172ZM124 229H125V228H124ZM114 230H115V229H114ZM66 231H67V230H66ZM113 232H114V231H113ZM118 233H119V232H118ZM118 233H116V234H118ZM70 234H71V233H70ZM119 234H121V233H119ZM132 234H133V233H132ZM77 235H78V234H77ZM121 235H122V234H121ZM124 235H125V234H124ZM76 237H77V236H76ZM76 237H75V238H76ZM85 237H86L85 235H84V236L79 235V238L77 239V240H78L77 248L75 247V249H73L74 252H75V254H76L77 256L82 257V256H81V255H82L81 253H83V252H84L83 250L85 249V250H88L89 252H90V250H91V251L93 252L92 255H93L94 257H97L98 252H99V251L97 250L98 247H97V246H95V247L93 246V245L95 244V242L93 243V242L91 241L92 239L90 238V236H89V238L87 237L88 239L85 238ZM125 237H126V236H125ZM172 237H173V236H172ZM114 238L118 239L119 236H116V235H115ZM168 238H169V236H168ZM89 239H90V240H89ZM125 240H126V239H125ZM94 241H95V240H94ZM114 243H115V242H114ZM262 245H263V244H262ZM75 246H76V245H75ZM93 247H94V249H93ZM96 247H97V248H96ZM95 249H96V250H95ZM261 249L264 251V247L261 248ZM88 251H85V252L87 253ZM100 251H101V250H100ZM103 251H104V250H103ZM100 253H101V252H100ZM87 254H88V253H87ZM105 254H107V253H105ZM263 254H264V253H263ZM84 255H85V254L83 253V256H84ZM100 255H101V254H100ZM88 257H89V256H88ZM98 257H99V256H98ZM98 257H97V259H98ZM65 260H66V259H65ZM68 261H69V260H68ZM68 261L65 262V264H69V263H71V262L68 263Z\"/></svg>","mask_w":264,"mask_h":264}]
</instances>
